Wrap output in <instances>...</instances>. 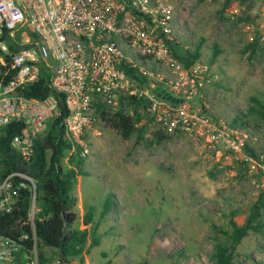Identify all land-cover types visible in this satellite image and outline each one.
<instances>
[{
  "label": "built area",
  "instance_id": "built-area-1",
  "mask_svg": "<svg viewBox=\"0 0 264 264\" xmlns=\"http://www.w3.org/2000/svg\"><path fill=\"white\" fill-rule=\"evenodd\" d=\"M197 49L200 56L186 60ZM203 51L192 27L163 0H0V135L12 122L23 123L11 145L31 158L36 139L62 109L55 93L40 98L17 90L45 77L66 97L72 151L92 154V138L108 123L100 109L134 114L126 109L144 99L136 123L142 135H195L214 154L217 169L227 171L253 159L249 148L258 135L248 111L217 115L223 92L214 60ZM16 174L0 164V211L15 202ZM19 251L0 237L2 264H13ZM23 264H38L37 251Z\"/></svg>",
  "mask_w": 264,
  "mask_h": 264
},
{
  "label": "rangeland",
  "instance_id": "rangeland-1",
  "mask_svg": "<svg viewBox=\"0 0 264 264\" xmlns=\"http://www.w3.org/2000/svg\"><path fill=\"white\" fill-rule=\"evenodd\" d=\"M163 1L192 27L206 58L220 50L212 62L223 92L217 115L249 111L252 96L264 98V0ZM250 122L257 157L227 171L195 135L159 140L136 132L125 139L104 124L77 186L74 225L90 235L73 264H213L215 245L230 243L232 216L242 224L258 203L264 220V123ZM92 206L93 223L85 225ZM232 264H264V227L237 245Z\"/></svg>",
  "mask_w": 264,
  "mask_h": 264
},
{
  "label": "trees",
  "instance_id": "trees-1",
  "mask_svg": "<svg viewBox=\"0 0 264 264\" xmlns=\"http://www.w3.org/2000/svg\"><path fill=\"white\" fill-rule=\"evenodd\" d=\"M256 45L257 41L251 43L253 55L256 53ZM219 53L220 50L216 47L213 60ZM200 54V49H197L195 53H190L186 60L195 59ZM17 92L40 98L55 93L62 113L49 121L44 132L38 136L30 159H25L11 145L13 137L22 130L23 123L12 122L3 128V134L0 135V164L4 165L6 173L15 171L18 174L12 179L17 190L15 202L9 210L0 211V237L12 240L20 248L13 264H23L32 258L34 251L38 254V264H51L54 260L59 264H73V259L81 257L85 252L90 235L87 227L74 225L79 217L74 209L79 177L89 174L85 168L86 158L78 149L72 151L74 145L66 131L65 118L69 107L64 94L56 93L45 77L19 88ZM132 101H136V98L133 97ZM137 101L138 104L132 102L133 105L130 106L134 108V114H125L121 110L110 112L100 109L99 116L112 124L123 138L129 139L136 132H139L142 138L144 127H137L136 123L143 115L145 100ZM248 117L264 123V98L251 97ZM165 137L166 134L157 133L159 140ZM249 151L252 156L257 157L254 149L249 148ZM30 179L35 181L36 189ZM21 182L25 184L21 186ZM94 208L92 206L86 212L85 225L93 223ZM106 212L107 210L104 213ZM230 222V243L215 245L213 264H232L237 245L248 236L250 230L260 231L264 227L260 205L256 203L253 206L244 223L240 224L233 216ZM95 244H98V240ZM107 264L117 263L109 261Z\"/></svg>",
  "mask_w": 264,
  "mask_h": 264
}]
</instances>
